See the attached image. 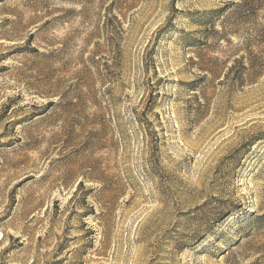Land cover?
I'll return each instance as SVG.
<instances>
[{
  "label": "rangeland",
  "instance_id": "obj_1",
  "mask_svg": "<svg viewBox=\"0 0 264 264\" xmlns=\"http://www.w3.org/2000/svg\"><path fill=\"white\" fill-rule=\"evenodd\" d=\"M0 264H264V0H0Z\"/></svg>",
  "mask_w": 264,
  "mask_h": 264
},
{
  "label": "trees",
  "instance_id": "obj_2",
  "mask_svg": "<svg viewBox=\"0 0 264 264\" xmlns=\"http://www.w3.org/2000/svg\"><path fill=\"white\" fill-rule=\"evenodd\" d=\"M244 70H248L250 68L246 67L244 65L243 67ZM56 107H59V103L52 101L49 102L45 108L42 109V112L38 114L39 117H42L44 119H48L50 118L52 115H54L55 111H56Z\"/></svg>",
  "mask_w": 264,
  "mask_h": 264
}]
</instances>
